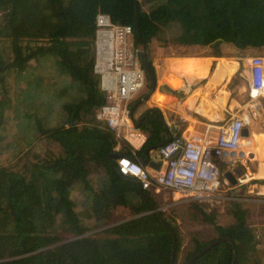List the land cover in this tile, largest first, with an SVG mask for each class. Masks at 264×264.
Instances as JSON below:
<instances>
[{
	"label": "trees",
	"instance_id": "obj_1",
	"mask_svg": "<svg viewBox=\"0 0 264 264\" xmlns=\"http://www.w3.org/2000/svg\"><path fill=\"white\" fill-rule=\"evenodd\" d=\"M261 3L264 0H138V23L152 70L153 43L209 45L216 18L225 20L234 8ZM100 12L115 23L133 25L143 51L135 0H0V158L19 161L25 146L31 147L41 134L59 151L50 159L38 158L26 170L18 162L13 167L0 159V264H172L174 243V264H187L219 238L232 242L220 241L190 264H232L234 250V264H242L238 242L254 234L246 209L238 203L231 204L238 221L224 227L200 202H191L185 210L217 225L218 236L195 241L182 257L175 216L159 209L152 190L111 166L108 157L115 140L98 117L106 96L94 69ZM237 20L238 33L232 39L238 48L254 36L264 44L263 24L246 29ZM142 51L139 57L150 76ZM49 58L52 67L43 69ZM155 138L158 141L149 144L161 142ZM93 150L103 157L97 159ZM95 171L96 182L89 176ZM118 206L134 216L113 224Z\"/></svg>",
	"mask_w": 264,
	"mask_h": 264
},
{
	"label": "crops",
	"instance_id": "obj_2",
	"mask_svg": "<svg viewBox=\"0 0 264 264\" xmlns=\"http://www.w3.org/2000/svg\"><path fill=\"white\" fill-rule=\"evenodd\" d=\"M237 17L246 29L256 27L258 24H263L264 27L262 5L255 8H234L225 20L221 18L218 21L216 18L214 24L211 22L213 31L216 32L209 45L188 47L187 49L191 51L188 53L170 52L167 47L158 43L151 45L154 77L149 69L150 76H148L143 67L147 79L145 87L128 102L121 129L111 130L115 142L114 150L108 159L114 169H116L118 157L125 154L142 162L154 175L165 165L160 146L166 141L176 135L187 136L193 132L215 138L219 132L216 119L218 110H224L228 114L247 111L246 109L252 104L249 88L252 58L250 53L252 52L248 53L246 50L248 47H260L264 44L259 42V36H254L250 44L242 45L243 49L238 48V43L232 39L238 33L234 24L238 21ZM228 56L241 58L244 66L243 73H236L237 63L229 60ZM252 94L254 96L255 93L252 92ZM221 96L224 100L220 99ZM200 101L204 102L201 108ZM261 101L264 105V96ZM263 111L264 106L261 112ZM262 117L264 118V115L260 118ZM157 118L158 124H154L152 120ZM147 120L148 123L145 124ZM160 122L165 125L161 127ZM251 128L248 125L245 132L248 130L249 134ZM255 136L247 137L248 141L245 140L242 153L236 154L233 163L224 169L223 183L228 185V188L236 189L243 185V182H248L252 188L259 187L260 192H264V185L261 186L259 183V180L264 181V173L258 176L260 169L264 170V133L255 134ZM155 137H160L161 142L149 144L151 141H158ZM259 141H262L263 147L256 146L259 145ZM249 152L260 153L257 155L259 165L257 164L255 169L251 164L248 167L243 164L247 161L246 156ZM91 154H94L97 159L103 157L96 150H93ZM248 171H251V176L247 181L244 177ZM89 176L94 182L98 180L96 171ZM228 177L233 180L237 178L238 182L231 183ZM146 190H152L153 197L159 201L156 188ZM169 195L172 196L169 198L170 206L178 203L180 201L178 198L183 196L179 191H170ZM121 210L126 211L127 207H117L113 224L133 217L121 218L119 215L118 218Z\"/></svg>",
	"mask_w": 264,
	"mask_h": 264
},
{
	"label": "built area",
	"instance_id": "obj_3",
	"mask_svg": "<svg viewBox=\"0 0 264 264\" xmlns=\"http://www.w3.org/2000/svg\"><path fill=\"white\" fill-rule=\"evenodd\" d=\"M133 35V25L115 23L105 12L98 14L94 69L99 76L100 89L106 96L98 117L106 121L114 131H119L124 124L128 102L146 84V73L140 62L139 52L133 45ZM229 60L237 63L236 73H239L241 58ZM250 71L251 106L247 111L230 114L218 110L216 119L219 132L215 138L197 132L172 137L160 146L165 165L154 175L142 162L122 154L117 159L119 173L135 178L144 189H171L194 201L208 204L210 209L221 208L227 200L222 189L224 169L243 150L248 136L264 133L258 131L263 130L258 123L264 106L261 101L264 96L263 56H252ZM252 92L256 93V98ZM220 99L224 100L223 96ZM203 106L204 102L200 101L199 107ZM248 125L252 128L246 136L244 129Z\"/></svg>",
	"mask_w": 264,
	"mask_h": 264
},
{
	"label": "rangeland",
	"instance_id": "obj_4",
	"mask_svg": "<svg viewBox=\"0 0 264 264\" xmlns=\"http://www.w3.org/2000/svg\"><path fill=\"white\" fill-rule=\"evenodd\" d=\"M262 7L264 8V3H261ZM147 46V45H146ZM170 48V49H169ZM138 50L139 54L140 51H142L140 48H135ZM148 49V46H147ZM167 49L170 52L175 53H188L191 52L187 49V47L178 46V45H172L167 46ZM144 52V51H142ZM246 52H252V56L261 55L264 57V45L257 47V46H251L248 47ZM139 56V55H138ZM149 56V52H148ZM237 57V56H235ZM233 56H228L227 58H235ZM140 58V57H139ZM149 58V57H148ZM240 58V57H239ZM141 59V58H140ZM44 66L43 69H49L52 67V59H46L45 63L43 62ZM242 67L240 69V74L243 73L244 66L241 60ZM264 115V111L261 113V116ZM260 116V117H261ZM258 118V123L261 124V127L264 132V118ZM261 135V134H258ZM261 139V138H260ZM261 146L262 141L258 142ZM257 148V147H256ZM243 151V150H242ZM59 153L57 151V148L49 143L48 139L45 135L41 134L34 137V143L30 147L29 145L25 146L24 148V154L20 155V158L8 160L7 157L3 158V156L0 159H3L2 163H5L4 165H18L22 170L29 169L34 161H36L38 158H44V159H50L54 155ZM249 152V154L246 156L247 161L244 162L246 167H248L250 164L252 165V168L255 169L256 165L258 163V156L257 152L252 153ZM251 154V156H250ZM250 157L251 159H248ZM264 162V161H263ZM14 164V165H13ZM254 164V165H253ZM242 168H245L243 165H241ZM16 170V169H15ZM264 173L263 168L260 169V172L258 173V176L262 175ZM251 171H248V174L244 177L245 180H249ZM254 181V180H253ZM252 181V183H253ZM259 183L261 186L264 185V181H260ZM258 183V185H259ZM243 185L239 186L238 188H228V185H223L222 189L225 191L227 200L225 204L222 205L221 208L218 209H210L208 204L200 203L204 206V208L207 210V212L212 213L216 218V223L219 226H229L238 221L237 217L234 214V210H232V203L236 202L238 203L240 208L246 209L247 211V222L249 224V229L254 234V238L247 241H239L238 246L240 251L242 252L241 259L242 264H264V212L262 211V204L264 203V192H260L261 189L259 187L252 188L248 185V182H243ZM250 184V182H249ZM233 189V190H232ZM173 191L171 189H160L158 192L157 198L159 202V209L164 210L168 213H171L175 216L176 221L179 225V233L181 236L182 241V257H185L186 252L190 249L192 250L195 247V241H211L215 239L218 236V229L217 225H213L207 222H204L200 217L197 215H193L189 212H187L185 209L189 206L191 202H196L189 197L180 196L178 200H180L178 203L174 204L173 206H170L169 201L172 196L169 195V192ZM121 218L124 217H132L134 216L129 208L127 210H121L118 214ZM97 229H94L91 232L96 231ZM210 244V243H209Z\"/></svg>",
	"mask_w": 264,
	"mask_h": 264
},
{
	"label": "water",
	"instance_id": "obj_5",
	"mask_svg": "<svg viewBox=\"0 0 264 264\" xmlns=\"http://www.w3.org/2000/svg\"><path fill=\"white\" fill-rule=\"evenodd\" d=\"M138 12H139L138 0H135V20H136V27H137V31L139 33L140 39H141L142 43L145 46L144 47V50H143L144 51V61H145V64H146L147 68L149 69L151 75L154 77V73H153V70L151 68V65H150V62H149V58H148L149 57L148 56V49H147V46H146L144 37H143V35L141 33V30H140V27H139V23H138ZM246 129H247V127L244 129V135L248 136V130L245 132ZM250 156H251V154H250ZM116 169L118 170L117 166H116ZM228 172H232V171H228ZM226 174L228 175V173H226ZM228 180L231 183H234V184L238 182V179L237 178H235L233 180L231 177H228ZM174 240L176 242L175 233H174ZM223 240H228V241L232 242V240L230 238H219V239H216V240L212 241L210 244H208L204 249H202L197 255H195L187 264H190L196 258H198L200 255H202L204 252H206L208 249H210L213 245H215V244H217V243H219L220 241H223ZM175 250H176V245L174 243V245H173V252H172V264H174V262H175V252H176ZM235 261H236V251L234 250V257H233V263L232 264H234Z\"/></svg>",
	"mask_w": 264,
	"mask_h": 264
},
{
	"label": "flooded vegetation",
	"instance_id": "obj_6",
	"mask_svg": "<svg viewBox=\"0 0 264 264\" xmlns=\"http://www.w3.org/2000/svg\"><path fill=\"white\" fill-rule=\"evenodd\" d=\"M134 32H135V30H134ZM132 41H133V45H134L135 48H140V46H138L137 43H136V41H135V33H134V35H133ZM142 44H143V43H142ZM143 46H144V44H143ZM144 47H145V46H144ZM144 47H143V50H144ZM140 61H141V60H140Z\"/></svg>",
	"mask_w": 264,
	"mask_h": 264
},
{
	"label": "bare ground",
	"instance_id": "obj_7",
	"mask_svg": "<svg viewBox=\"0 0 264 264\" xmlns=\"http://www.w3.org/2000/svg\"><path fill=\"white\" fill-rule=\"evenodd\" d=\"M141 62V61H140ZM147 80V79H146ZM146 85V84H145ZM257 97V95H256V93L254 94V98H256ZM242 153V151L241 152H239L238 154H241Z\"/></svg>",
	"mask_w": 264,
	"mask_h": 264
},
{
	"label": "clouds",
	"instance_id": "obj_8",
	"mask_svg": "<svg viewBox=\"0 0 264 264\" xmlns=\"http://www.w3.org/2000/svg\"><path fill=\"white\" fill-rule=\"evenodd\" d=\"M134 27V26H133ZM139 93V92H138ZM238 155H240V154H238Z\"/></svg>",
	"mask_w": 264,
	"mask_h": 264
}]
</instances>
